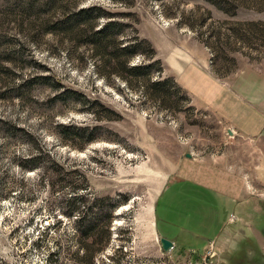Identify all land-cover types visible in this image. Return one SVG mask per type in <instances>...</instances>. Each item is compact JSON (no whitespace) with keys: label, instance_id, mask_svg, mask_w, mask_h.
I'll return each mask as SVG.
<instances>
[{"label":"rangeland","instance_id":"1","mask_svg":"<svg viewBox=\"0 0 264 264\" xmlns=\"http://www.w3.org/2000/svg\"><path fill=\"white\" fill-rule=\"evenodd\" d=\"M195 173L264 196V0H0V264H161Z\"/></svg>","mask_w":264,"mask_h":264},{"label":"crops","instance_id":"2","mask_svg":"<svg viewBox=\"0 0 264 264\" xmlns=\"http://www.w3.org/2000/svg\"><path fill=\"white\" fill-rule=\"evenodd\" d=\"M231 183L195 173L166 185L154 210L156 229L174 246H161V264H176L179 257L201 262L198 248L211 242L218 248L213 264H264V196L248 194L234 178Z\"/></svg>","mask_w":264,"mask_h":264},{"label":"built area","instance_id":"3","mask_svg":"<svg viewBox=\"0 0 264 264\" xmlns=\"http://www.w3.org/2000/svg\"><path fill=\"white\" fill-rule=\"evenodd\" d=\"M232 219H235V215L231 216ZM217 255L216 246L214 242L209 244L208 250L205 258V264H213V258ZM125 264H160V262H155L153 260H140L138 256H130Z\"/></svg>","mask_w":264,"mask_h":264},{"label":"trees","instance_id":"4","mask_svg":"<svg viewBox=\"0 0 264 264\" xmlns=\"http://www.w3.org/2000/svg\"><path fill=\"white\" fill-rule=\"evenodd\" d=\"M114 26V25H113ZM136 48H137V46H136ZM134 47L131 49V51H130V53H133L134 52ZM33 161H36V158L34 157V158H30V160H28L27 162H33ZM33 166H35V164L34 165H32V166H30V167H33ZM99 226V224H98V222H95V223H90L89 224V226L85 229V231H84V236L82 237V239H85L87 236H88V234H89V232L90 231H92L91 229H94V228H96V226ZM83 243V246L84 247H86V248H88V245L85 243V242H82ZM87 251H89V249H86Z\"/></svg>","mask_w":264,"mask_h":264},{"label":"water","instance_id":"5","mask_svg":"<svg viewBox=\"0 0 264 264\" xmlns=\"http://www.w3.org/2000/svg\"><path fill=\"white\" fill-rule=\"evenodd\" d=\"M160 241H161L162 248H163L165 251L170 250V249L173 248V246H174L173 241L170 240V239H168V238L162 237V238H160Z\"/></svg>","mask_w":264,"mask_h":264}]
</instances>
